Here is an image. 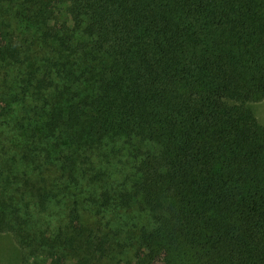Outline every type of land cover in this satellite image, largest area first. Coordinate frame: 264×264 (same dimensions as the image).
<instances>
[{
	"label": "trees",
	"instance_id": "1",
	"mask_svg": "<svg viewBox=\"0 0 264 264\" xmlns=\"http://www.w3.org/2000/svg\"><path fill=\"white\" fill-rule=\"evenodd\" d=\"M262 99L264 0H0V233L32 264H264Z\"/></svg>",
	"mask_w": 264,
	"mask_h": 264
},
{
	"label": "rangeland",
	"instance_id": "2",
	"mask_svg": "<svg viewBox=\"0 0 264 264\" xmlns=\"http://www.w3.org/2000/svg\"><path fill=\"white\" fill-rule=\"evenodd\" d=\"M260 123H264V99L248 102ZM32 261V260H31ZM0 264H32L22 257L21 248L14 242L12 236L0 233Z\"/></svg>",
	"mask_w": 264,
	"mask_h": 264
}]
</instances>
